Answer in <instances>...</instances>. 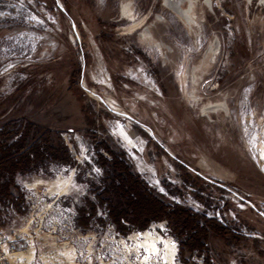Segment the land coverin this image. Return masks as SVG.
Instances as JSON below:
<instances>
[{
    "label": "rangeland",
    "instance_id": "374dc122",
    "mask_svg": "<svg viewBox=\"0 0 264 264\" xmlns=\"http://www.w3.org/2000/svg\"><path fill=\"white\" fill-rule=\"evenodd\" d=\"M194 1L190 26L165 0H0V129L61 139L73 160L14 176L0 201L14 264H264V0ZM221 101L228 112L203 114ZM108 151L225 233L208 227L193 252L180 249L192 231L165 218L122 235Z\"/></svg>",
    "mask_w": 264,
    "mask_h": 264
},
{
    "label": "trees",
    "instance_id": "16d2710c",
    "mask_svg": "<svg viewBox=\"0 0 264 264\" xmlns=\"http://www.w3.org/2000/svg\"><path fill=\"white\" fill-rule=\"evenodd\" d=\"M13 132L6 128L0 129V201L3 198L13 199L10 188L13 186L14 176L29 173L32 164L36 167L47 157L66 164H73L69 151L61 139L53 145L44 133L45 141L40 147L35 145L36 141L29 143L31 140L29 127L25 128L14 142H10ZM17 132L18 129L15 135ZM110 155L114 159L112 178L110 181L108 179L109 186L103 192L109 196L106 198L109 217L122 235H128L133 230L143 231L152 222L165 218L174 230L187 227L192 231L187 240L180 243V249L182 252L184 249L193 252L203 248L204 241L207 239L206 229L208 227L214 229L219 235L225 233L222 227L214 224L213 220L198 216L178 205H168L139 174L130 170L123 158L124 155H121L120 160H117L118 156L112 152ZM5 176L6 181L1 182ZM91 211H94L92 205ZM199 218L203 220L202 225H200ZM123 222L129 224L130 228L125 227Z\"/></svg>",
    "mask_w": 264,
    "mask_h": 264
},
{
    "label": "bare ground",
    "instance_id": "6f19581e",
    "mask_svg": "<svg viewBox=\"0 0 264 264\" xmlns=\"http://www.w3.org/2000/svg\"><path fill=\"white\" fill-rule=\"evenodd\" d=\"M123 3V2H122ZM179 3H180V0H165V3L164 4H166V6L168 5L169 7H170V9H174L175 11H177V12H179V13H181L182 12V10L180 9V5H179ZM122 6V12H123V14H122V16H123V19H127V20H129V21H132V19H130V17L131 16H133L132 15V10H131V8H129L128 7V4H123V5H121ZM210 6V5H209ZM208 7V6H207ZM198 9V8H197ZM195 13V12H194ZM198 13V12H197ZM163 19L162 18H159L158 19V21H162ZM132 22H134V20L132 21ZM185 22V21H184ZM135 23V22H134ZM156 23H159V22H156ZM187 24H189L190 26H192L194 23H195V14L191 17V19L188 21V22H186ZM186 25V24H185ZM152 26V25H151ZM191 29V28H190ZM152 33V32H151ZM151 33H150V29L149 28H146L145 30H144V33L142 34V36H143V38L145 39H147V40H149L150 42H156L155 41V39L152 37V35H151ZM152 37V38H151ZM149 42V43H150ZM159 48H160V51L162 50V46H161V44L159 43V42H156L155 43ZM216 45V44H215ZM214 46V45H213ZM213 46L211 47L212 49H213ZM164 51V50H163ZM168 51V50H167ZM166 55V54H165ZM208 55V54H207ZM211 56V55H210ZM209 57V56H208ZM203 60V59H202ZM202 62V61H201ZM210 62V61H209ZM201 64V63H200ZM199 67V66H198ZM205 67V66H204ZM209 67V66H208ZM194 73V72H193ZM197 75V74H196ZM204 77V76H203ZM195 81V80H194ZM193 81V82H194ZM198 82V81H197ZM190 96H191V93H190ZM193 98V97H192ZM191 98V99H192ZM202 103V102H201ZM203 104V103H202ZM202 104H200V105H202ZM217 111H221V112H223V113H226V112H228V106H227V104L225 103V102H219V103H214V104H207V105H205L204 107H203V109H202V112H203V114H207L208 115V113L210 114V113H216ZM117 112V111H116ZM139 246H141V247H143V248H145V250L147 251L146 253H147V255L149 254H158L159 253V247H158V245L156 244V243H154V241L153 240H149V239H147L146 238V240L142 243V244H140L139 243ZM170 252H172L173 253V256H172V258L174 259V255H175V253H174V248L173 247H171L170 248V250L167 252L168 253V255L171 257V255H170Z\"/></svg>",
    "mask_w": 264,
    "mask_h": 264
},
{
    "label": "built area",
    "instance_id": "2783aa9c",
    "mask_svg": "<svg viewBox=\"0 0 264 264\" xmlns=\"http://www.w3.org/2000/svg\"><path fill=\"white\" fill-rule=\"evenodd\" d=\"M157 226L159 225L161 231H165V228L163 229L161 226H165L164 222L157 223ZM171 241H173L171 239ZM175 248H177V245L174 243ZM15 254V244L14 239L8 238L0 229V264H14L13 255ZM177 255V251H176ZM176 258V256H175ZM176 261V260H175ZM160 264V263H159ZM161 264H168L167 262H161Z\"/></svg>",
    "mask_w": 264,
    "mask_h": 264
},
{
    "label": "flooded vegetation",
    "instance_id": "af4514ba",
    "mask_svg": "<svg viewBox=\"0 0 264 264\" xmlns=\"http://www.w3.org/2000/svg\"><path fill=\"white\" fill-rule=\"evenodd\" d=\"M187 2V5L184 6L183 2ZM205 6H209L211 4V0H205L204 2ZM180 9L182 10L181 13L175 11L174 9H170V7L166 4H164V7L169 9L171 12H173L175 15L180 17L183 21L188 22L191 17L194 15V7H195V1L194 0H180Z\"/></svg>",
    "mask_w": 264,
    "mask_h": 264
}]
</instances>
